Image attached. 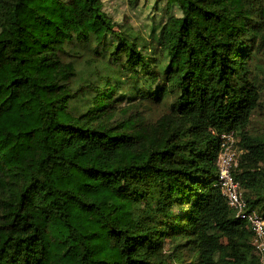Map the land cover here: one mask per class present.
<instances>
[{
  "label": "trees",
  "instance_id": "16d2710c",
  "mask_svg": "<svg viewBox=\"0 0 264 264\" xmlns=\"http://www.w3.org/2000/svg\"><path fill=\"white\" fill-rule=\"evenodd\" d=\"M155 3L145 33L103 0H0V264H263L217 160L235 131L264 218V0Z\"/></svg>",
  "mask_w": 264,
  "mask_h": 264
},
{
  "label": "built area",
  "instance_id": "2783aa9c",
  "mask_svg": "<svg viewBox=\"0 0 264 264\" xmlns=\"http://www.w3.org/2000/svg\"><path fill=\"white\" fill-rule=\"evenodd\" d=\"M237 141L235 131L220 134V153L217 160L218 184L235 216L245 219L254 232L253 243L264 264V218L255 210L249 209L242 187L233 174L243 154V150H239L236 146Z\"/></svg>",
  "mask_w": 264,
  "mask_h": 264
},
{
  "label": "rangeland",
  "instance_id": "374dc122",
  "mask_svg": "<svg viewBox=\"0 0 264 264\" xmlns=\"http://www.w3.org/2000/svg\"><path fill=\"white\" fill-rule=\"evenodd\" d=\"M103 2L105 11L113 18L115 22L132 25L135 27V29L145 33L150 32L152 25L151 16L160 13V11L156 8V0H138V4H136V6L133 5L130 0H103ZM162 5L163 3H161V6ZM163 20H159L157 23L160 22L162 24ZM254 67L255 73L258 67H261L264 71V56H261L260 59L256 60ZM132 110H135V114L139 113L140 111V115H143L148 120L154 122L162 115L165 110V106L163 108L156 107L155 109H148L145 108L144 105L140 104L138 108L133 107L131 111ZM250 130L254 136L264 137L262 136L264 134V105L254 114ZM166 249L171 252L173 250V245L171 243H167ZM193 260L194 259H191L189 253L188 256L185 255L183 262L185 264H190V262Z\"/></svg>",
  "mask_w": 264,
  "mask_h": 264
}]
</instances>
